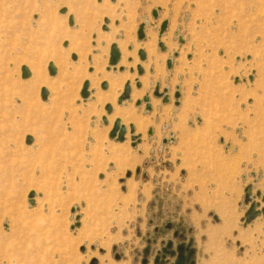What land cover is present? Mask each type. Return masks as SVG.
<instances>
[{"label":"rangeland","instance_id":"rangeland-1","mask_svg":"<svg viewBox=\"0 0 264 264\" xmlns=\"http://www.w3.org/2000/svg\"><path fill=\"white\" fill-rule=\"evenodd\" d=\"M116 78V98L127 80L131 96L96 105ZM148 95L146 112L135 102ZM107 104L143 119L142 132L124 122L138 141L109 138ZM247 186L263 209L264 0H0V264H264V217L246 222Z\"/></svg>","mask_w":264,"mask_h":264},{"label":"water","instance_id":"water-1","mask_svg":"<svg viewBox=\"0 0 264 264\" xmlns=\"http://www.w3.org/2000/svg\"><path fill=\"white\" fill-rule=\"evenodd\" d=\"M61 14H64L66 13V9L63 8L59 11ZM152 15L153 17L156 19L158 17V13H157V10H153L152 11ZM108 23V19H104V24H107ZM68 24L70 26L73 25V17L72 16H69L68 17ZM167 28V21H164L162 22L161 26H160V29H159V35H163L164 31L166 30ZM103 29H106V26L103 27ZM145 37V34H144V24H140L138 29H137V39L139 41H142ZM67 43H64V46H66ZM159 47L161 50H164V46L163 44L160 42L159 44ZM137 55L139 57V59L141 61H144L145 60V53L143 50H139L137 52ZM177 53H174V56L176 57ZM120 51L117 47L116 44H111L110 46V58H109V67L107 69H110V67H115L119 60H120ZM71 58L73 60L76 59V56L75 54H73L71 56ZM171 67V60L169 59L167 61V68H170ZM137 73L139 75H141L143 73V68L138 65L137 66ZM47 70H48V73L50 76H54L56 74V68L55 66L53 65V63H48V66H47ZM119 70H122V68H120ZM92 69H89V72H91ZM30 76V71L28 70V68L26 66H22L21 67V78L22 79H27L29 78ZM140 83L139 81H136V86L139 87ZM101 88L102 89H106L107 88V83L106 82H103L101 83ZM130 86H129V83H125L124 85V88H123V91L122 93L120 94V96L118 97L117 99V104L120 105L124 100L128 99L129 98V95H130ZM89 81L86 80L83 82V85H82V88H81V91H80V96L83 98V99H86L88 96H89ZM47 95H48V90L46 88H41L40 90V97L41 99L44 101L47 99ZM153 96L154 97H160L162 98V102L163 103H166L169 101V96L167 95L166 93V89L164 90L163 94L159 92V85L157 84L154 88V91H153ZM174 98L177 99L179 98V92L176 91L175 94H174ZM141 102L145 103V108L147 110H150L151 109V105L149 104V97L148 96H144L142 98V101L141 100H137L135 102V105L136 106H139L141 104ZM178 102L176 101V104ZM105 110L108 114L111 113L112 111V108H111V105L107 104L105 105ZM103 121L106 122V118H103ZM134 127L133 125H129V133L131 134V140L133 142L135 141H138V138H136V136L134 135ZM151 129L149 130V134H151ZM125 134H126V128L125 126H122L120 125V120L119 119H116L113 123V126H112V129L110 130L109 132V138L110 139H116L117 141H120L122 142L124 140V137H125ZM33 141V138L31 136H27L25 138V143L27 145L31 144ZM134 144V143H133ZM33 196H34V193L33 192H30L29 195H28V199H29V203L30 204H33ZM257 196H260V193L258 192L257 193ZM263 199H264V196H263ZM252 197H251V186H247L245 188V196H244V202L245 204H248L250 203V207L249 209L247 210V212L245 213V220L246 222H251L253 219H255L257 216L259 215H263L264 217V208L261 209V210H257V207L258 205L256 203H253L252 201ZM75 226H78V222L76 221L75 223ZM75 226H73L72 228H74ZM95 261H92L91 264H94Z\"/></svg>","mask_w":264,"mask_h":264},{"label":"bare ground","instance_id":"bare-ground-1","mask_svg":"<svg viewBox=\"0 0 264 264\" xmlns=\"http://www.w3.org/2000/svg\"><path fill=\"white\" fill-rule=\"evenodd\" d=\"M62 2H64V1H62ZM67 2V3H66ZM66 2H64V4H69L70 2L69 1H66ZM155 10H157V9H155ZM71 12L73 11L72 10V8H71V10H70ZM147 22V21H146ZM148 23V22H147ZM145 24V23H144ZM108 25V24H107ZM108 28V27H107ZM153 34V33H152ZM150 37V36H149ZM155 37V36H154ZM160 38H162V37H160ZM74 39V38H73ZM129 39L130 38H128V39H126L125 41H123V42H120L119 43V47H123L126 43H128L129 42ZM133 39V38H132ZM150 39V38H149ZM154 40V39H153ZM133 41V40H132ZM146 43V42H145ZM129 44H130V42H129ZM153 44H154V42H153ZM117 45V44H116ZM144 45V44H143ZM117 46V47H118ZM75 47V46H74ZM119 47H118V49H119ZM136 48H137V46H136ZM144 48H145V50H146V53H147V51L150 53V54H152L153 53V49H152V44L151 43H147L145 46H144ZM73 51V50H72ZM134 51V50H133ZM131 57V56H130ZM133 57H134V63H132V66H135L136 64H137V62H136V59H135V51H134V53H133ZM153 57V56H152ZM49 58H52V59H55L58 63H60V64H63V62H62V60H61V58L58 56V55H52V54H50L49 55ZM154 59V58H153ZM89 60L91 61V58H89ZM66 61V60H65ZM94 61H96V59L94 60ZM99 61H100V59H99ZM93 62V61H92ZM91 62V63H92ZM50 63H52V62H50ZM154 63V62H153ZM55 64V63H54ZM53 64V65H54ZM137 65H139V64H137ZM55 66V65H54ZM116 67L117 66H115V67H110V70L113 68L114 70H116ZM56 68V67H55ZM79 68V67H78ZM67 69H68V67H67ZM152 69V68H151ZM153 71V70H152ZM133 73V72H132ZM155 73V72H154ZM101 74V73H100ZM179 74H180V71H179ZM124 75V74H123ZM74 77V76H73ZM88 77V76H87ZM97 77V76H96ZM142 77V76H141ZM102 78H105L104 76L102 77ZM135 78V77H134ZM91 79V78H90ZM132 79V78H131ZM139 81V80H138ZM127 82L129 83V86H130V90L132 91V89H131V81H129V80H127ZM127 82H125V83H127ZM46 83V81H45V79H44V77H43V75L39 72V69H36V71H35V74H34V84H37V85H42V84H45ZM107 83V82H106ZM90 84V83H89ZM95 86H97V85H95ZM111 90H110V92H108L107 94H101V93H96L93 97H94V100H95V102H96V105H101V104H103V103H106V102H108V103H113V102H115V100H116V103H117V99H118V97L120 96V94L122 93H120L119 95H117L118 97L116 98V92H114V90L116 89V88H121V82H119V79H114V80H112L111 81ZM43 88V87H42ZM45 88V87H44ZM95 88V87H94ZM107 88H108V84H107ZM123 88H124V86H123ZM176 89H179L178 87L176 88ZM89 90H90V88H89ZM107 90V89H106ZM106 90H104V91H106ZM142 90V89H141ZM165 90V89H164ZM91 91V90H90ZM108 91V90H107ZM106 91V92H107ZM122 91H123V89H122ZM131 91H130V96H131ZM105 92V93H106ZM141 92V91H140ZM168 95V94H167ZM135 96H137V94H135ZM169 96V95H168ZM148 97H149V95H148ZM133 99V98H132ZM135 99V98H134ZM141 100V99H140ZM151 99L149 98V104L151 105V101H150ZM170 98H169V102H168V104L170 103ZM115 103V104H116ZM123 104V103H122ZM121 104V105H122ZM110 105V104H109ZM118 105V104H117ZM121 105H118V107L119 106H121ZM122 107V106H121ZM129 107V106H128ZM128 107H123V108H114L113 107V105H111V108H112V112H113V110H114V117H116V119H119L120 120V125H122V126H125L124 125V122H132V123H134L135 124V126H136V130H139V131H141L142 132V130L144 129V127L146 126V123H144V121H142L141 119H139V118H137L136 117V115H135V113L130 109V108H128ZM145 107V106H144ZM145 109V111L147 112V110H146V108H144ZM187 110V109H186ZM191 110V109H190ZM184 112V114H185V117H186V113L185 112H187L188 113V111H183ZM111 114H113V113H111ZM111 114H109V115H111ZM190 114V113H189ZM73 115V114H72ZM118 117V118H117ZM182 117H183V114H182ZM185 117H183V120H184V118ZM115 119V120H116ZM109 120V121H108ZM108 122H109V124H111L112 123V119L110 118V117H108ZM114 120V121H115ZM183 120H181L180 119V123H181V121L182 122H184ZM162 121V120H161ZM114 123V122H113ZM132 125V124H131ZM134 127V126H133ZM126 128V135L128 134V132H127V127H125ZM128 129H129V127H128ZM134 130H135V127H134ZM140 132V133H141ZM134 133H135V131H134ZM126 135H125V137H126ZM172 141V140H171ZM123 203V202H122ZM262 207V206H261ZM257 209H259V208H257ZM261 209V208H260ZM111 241L112 240H110V243H111ZM113 241H114V239H113ZM106 244H104V246H105ZM109 246V245H108ZM110 247V246H109ZM103 263H104V261H103Z\"/></svg>","mask_w":264,"mask_h":264},{"label":"flooded vegetation","instance_id":"flooded-vegetation-1","mask_svg":"<svg viewBox=\"0 0 264 264\" xmlns=\"http://www.w3.org/2000/svg\"><path fill=\"white\" fill-rule=\"evenodd\" d=\"M169 98H170V95H169ZM178 250L180 252L179 260L178 261H180V263L186 262V256L183 254L184 253V248L183 247H180Z\"/></svg>","mask_w":264,"mask_h":264}]
</instances>
